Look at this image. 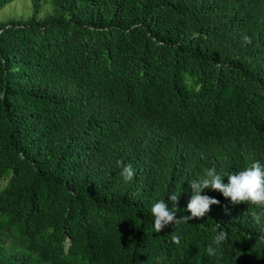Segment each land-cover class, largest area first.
Here are the masks:
<instances>
[{
    "label": "trees",
    "instance_id": "16d2710c",
    "mask_svg": "<svg viewBox=\"0 0 264 264\" xmlns=\"http://www.w3.org/2000/svg\"><path fill=\"white\" fill-rule=\"evenodd\" d=\"M30 8L0 22V264H264V207L183 219L207 168L264 162V0Z\"/></svg>",
    "mask_w": 264,
    "mask_h": 264
},
{
    "label": "clouds",
    "instance_id": "9594fccd",
    "mask_svg": "<svg viewBox=\"0 0 264 264\" xmlns=\"http://www.w3.org/2000/svg\"><path fill=\"white\" fill-rule=\"evenodd\" d=\"M131 165H124L120 175L127 182L133 178ZM227 177V183H222V178ZM191 196L186 204L187 216L185 221L193 218H200L206 214L210 205L217 204L215 198L201 195L203 189L218 191L223 197L229 199L232 204H250L255 207H264V162L252 161L248 166L234 174L222 176L215 167L207 168L203 175L195 180L189 181ZM179 192L168 194V200L173 205L170 207L162 201L157 200L151 205L152 227L155 232H160L163 227L169 224L174 226L180 218L176 217L175 201ZM224 239L223 234L216 237L217 243ZM173 243L179 244V237H172ZM212 251L211 248L208 249Z\"/></svg>",
    "mask_w": 264,
    "mask_h": 264
},
{
    "label": "rangeland",
    "instance_id": "374dc122",
    "mask_svg": "<svg viewBox=\"0 0 264 264\" xmlns=\"http://www.w3.org/2000/svg\"><path fill=\"white\" fill-rule=\"evenodd\" d=\"M31 16L30 0H16L0 11V22L10 19H27Z\"/></svg>",
    "mask_w": 264,
    "mask_h": 264
}]
</instances>
